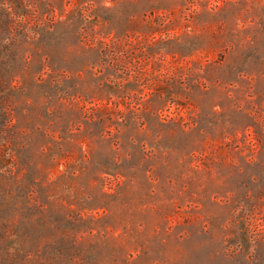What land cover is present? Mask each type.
Returning <instances> with one entry per match:
<instances>
[{"label": "rangeland", "instance_id": "1", "mask_svg": "<svg viewBox=\"0 0 264 264\" xmlns=\"http://www.w3.org/2000/svg\"><path fill=\"white\" fill-rule=\"evenodd\" d=\"M0 264H264V0H0Z\"/></svg>", "mask_w": 264, "mask_h": 264}]
</instances>
